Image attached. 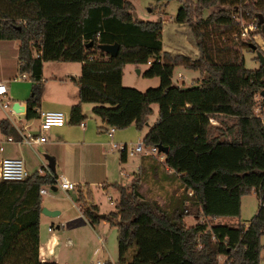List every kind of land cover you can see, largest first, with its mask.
<instances>
[{"label":"trees","instance_id":"1","mask_svg":"<svg viewBox=\"0 0 264 264\" xmlns=\"http://www.w3.org/2000/svg\"><path fill=\"white\" fill-rule=\"evenodd\" d=\"M179 2L173 19L188 26L194 57L162 50L161 20L133 17L130 0H0V39L18 40L17 74L30 80L24 117L38 114L45 60L80 62L69 123L81 122V104L89 102L92 114L104 123L98 129L132 124L141 130L155 103V120L141 142L166 151L162 160H157L159 152L141 154L138 168L146 163L152 176L166 175L173 186L169 199L159 204L143 197L138 190L141 173H135L127 185L111 183L117 197L104 219L118 230L130 226L128 235L122 233L129 241L142 239L141 263L218 264L217 256L223 255L221 264H264V123L253 115L254 95L264 89V62L255 55L257 65L245 67L241 53L259 50L264 56V48L253 37L231 36L238 28L232 15L239 10L254 19V34L264 47V0ZM213 4L219 7L202 16V9ZM111 42L118 44L114 56L98 47ZM126 63L145 65L140 74L158 77V84L141 90L123 85ZM176 67L197 70L199 77L176 84L171 78ZM260 99L264 107V95ZM218 115L232 119L211 123L209 118ZM0 131L15 134L6 118H0ZM119 154L123 160L124 151ZM54 184V174L41 167L22 180H0V264H57L37 257L38 190ZM249 192L259 203L246 224L212 221L238 218L239 198ZM75 200L86 220L96 223L87 186L77 188ZM189 215L200 219L186 224Z\"/></svg>","mask_w":264,"mask_h":264},{"label":"crops","instance_id":"2","mask_svg":"<svg viewBox=\"0 0 264 264\" xmlns=\"http://www.w3.org/2000/svg\"><path fill=\"white\" fill-rule=\"evenodd\" d=\"M182 42L187 46L175 44L171 47L172 49H165L161 43V49L171 54L182 53L190 57L196 56L197 50L194 43L185 40ZM17 46V39H0V82L4 83L6 87L5 92L0 94V102L8 104L5 107L0 105V118H6L15 130V134H9L14 140L21 137L20 133H37L39 126L38 114L31 118L24 117V100L30 92V80L26 76L18 77ZM6 53L13 57V60L7 61L4 57ZM131 65L136 68L138 73L145 66ZM79 67L80 62L78 61H42V84L36 110H60L66 121L61 125L50 126L43 142L27 145L23 142L16 143L13 140L3 141L0 156L20 157L28 173L41 167L51 171L56 179L63 178L73 183L72 188L63 190L58 186L56 180L55 184L49 187L55 191L59 189L65 195H50L46 201L42 195L47 194V191L44 190L43 193H40L41 206L48 210H57L54 215H47L41 211L39 213L37 257L40 261H54L57 264H90L94 260V264H96V260L102 259L117 261L119 264H146L140 262L144 246L142 239L134 238L133 241H129L122 237V233L123 236L130 233V226H121V229L118 230L116 225H112L116 230V255L113 258L106 248V237L99 233V228L108 223L103 216L113 208L117 193L114 197L106 196L111 204L110 207H103L100 203L95 202L94 198H91V202L96 206L95 214L98 216V220L94 224H90L86 220L81 210V203L75 200V196L77 188L87 186L90 190L89 185L91 184H96L103 191L110 188L115 189L111 183H118V181L116 178L110 180V176L114 173L117 175L123 173L122 164L127 156L138 154L140 159L142 153L136 151L132 155L125 154L124 159L121 160L119 152L111 146V142H126L130 146L133 145L141 139L142 134L155 118L150 120L147 117L146 125L141 130L135 129L132 124L120 129L113 128L110 131L100 130L97 126L104 125V123L92 114L91 104L83 102L81 104V112L84 115L81 120L83 124L69 123L67 118L70 105L77 100L75 78L79 74ZM176 68L175 81L172 80L176 84L186 85L199 77L197 70ZM14 101L18 102L16 110L11 108ZM20 105H23V109H20ZM0 135L5 134L0 131ZM162 157V154H158L157 160H161ZM144 165L146 168H138L139 163H137L135 167L137 172L136 170L132 171V176L135 173H141L138 177L143 175L138 182L139 192L143 197L156 200V202L168 200L173 187L169 183V178L159 172L156 179L151 174L153 169L149 168L146 163ZM124 182L119 184L127 185L128 179ZM69 190L73 191V194L69 195ZM90 194L92 197L91 190ZM196 219H200V217H196ZM219 219L220 216L213 218L212 221L218 222ZM98 252L102 254L97 256ZM218 256H220L219 260L222 256V261L224 256ZM219 260L218 264H221Z\"/></svg>","mask_w":264,"mask_h":264},{"label":"rangeland","instance_id":"3","mask_svg":"<svg viewBox=\"0 0 264 264\" xmlns=\"http://www.w3.org/2000/svg\"><path fill=\"white\" fill-rule=\"evenodd\" d=\"M134 8L131 11V14L133 17L137 19H160L161 20V29H160V40L162 45L164 46L165 49H172L171 47L175 44H181L184 46H187L186 43H183L182 40L188 42L192 41V35L188 29V26L184 23H178L175 22L173 19V16L177 10V8L180 5L179 0H130ZM219 7L218 4H213L210 5L201 11V15L204 16L207 13H209L212 10L217 9ZM250 18V17H249ZM249 37H253L254 40L261 45V48L263 49V45L261 42V39L258 34L250 35ZM242 59H243V64L245 67L248 68H253L257 65L258 61L255 56V51L253 50H242ZM4 57L9 60H13V57L9 56L8 53L4 55ZM173 70L172 72V80L175 81V76H176V71ZM121 83L126 86L134 87L136 89H144L146 87L150 86H156L158 84V77L156 76H151V77H146L142 76L140 73L136 71V68L132 67L130 63H126L123 68H122V77H121ZM262 95L259 92H256L254 95L255 99V106L253 109V115L259 117V119L264 123V107H261L259 104L260 97ZM87 104H90L87 102ZM153 112L148 116V119L152 120L156 116V109L157 105L153 103L152 105ZM222 118L225 121H230L232 118L229 116H224V115H218L215 118H212V121H210L213 124H218V119ZM129 144V143H128ZM130 145V144H129ZM118 152V151H117ZM139 157L138 154H135L133 156H127L126 160H123L124 163L122 164V169L123 173L126 174H120L117 175L116 173L112 174L110 176V180H116L118 183H125L124 181L128 179V182L130 181V177L132 176V171L137 169L135 168L137 163H139ZM162 160V159H161ZM122 161V162H123ZM143 177L141 175L139 178ZM158 177V174L156 178ZM108 179V178H107ZM108 179V180H109ZM144 179V178H142ZM145 180V179H144ZM126 185V184H122ZM89 188L92 192V197L94 198L95 202L100 203L103 207H110L111 204L109 200L106 198V196H112L114 197L115 194L117 193L116 189H107L106 191H103L99 186L96 184H91L89 185ZM44 189L47 191V194H43L42 197L44 201L46 199H49L50 195H65L62 193L59 189L57 191L51 189L48 185H44ZM69 195L73 194V191H68ZM63 197V196H62ZM113 201V199H112ZM158 201V200H157ZM158 203H163L158 201ZM258 199L255 195L254 192H249L246 194H243L239 198V215L238 218L236 217H227V216H220V219L216 223H225L229 225L235 224L237 221H240L244 224L247 223L249 218L253 215L255 212L257 206H258ZM196 220V216H186L184 218V221L186 224L193 223ZM99 233L106 237V248L109 250L111 254V258H113L116 255V230L115 227L112 225H109L108 223L103 225L102 227L99 228ZM260 241L264 243V235L260 237ZM99 254H102L98 252L97 256ZM220 256H217V260H219ZM222 258V256H221ZM221 258L219 260V263L221 262ZM101 259V258H100ZM260 261L264 262V246L260 249ZM94 264V260L92 263Z\"/></svg>","mask_w":264,"mask_h":264},{"label":"built area","instance_id":"4","mask_svg":"<svg viewBox=\"0 0 264 264\" xmlns=\"http://www.w3.org/2000/svg\"><path fill=\"white\" fill-rule=\"evenodd\" d=\"M244 14L247 15V11H244ZM235 20L237 21L238 28L237 30L231 35L233 39L238 38H247L250 35H254V30L256 29L255 21L253 18L241 16L239 10H237L232 15ZM34 54H37L34 52ZM25 76L24 73H20L18 77ZM6 90L5 84L0 82V94H3ZM0 105L5 107L8 106L5 102H0ZM38 117H39V126L38 131L35 134H31L29 132L20 133V138L14 140L11 135L5 134L0 135V151L2 150V142L3 141H15L16 143L23 142L27 145H31L35 142H43L46 139V132L52 125H61L63 124L66 119L62 111L60 110H38ZM212 121V118H209ZM82 125V122H79ZM112 128H109V131ZM111 146L114 147L118 152L124 151L126 155H132L134 152L139 151L142 154H155L158 151L157 146L155 145H148L145 146L142 144L141 139L135 142L133 145H129L126 142H111ZM159 154V155H160ZM40 170V168L38 169ZM29 173L24 168L23 161L20 157L16 156H0V180H22L24 179ZM54 180L58 186L65 190L70 189L73 187V183L71 181L65 180L63 178ZM44 187L39 188V193L44 192ZM47 229L49 230L50 227L48 226ZM96 264H119L117 261L112 260H96Z\"/></svg>","mask_w":264,"mask_h":264},{"label":"water","instance_id":"5","mask_svg":"<svg viewBox=\"0 0 264 264\" xmlns=\"http://www.w3.org/2000/svg\"><path fill=\"white\" fill-rule=\"evenodd\" d=\"M257 15H258V22L261 23L262 22V17H261L260 14H257ZM261 29L264 32V26H261ZM98 47L100 49H102L103 51L107 52L109 55L114 56L116 54V51H117V48H118V44H117V42L100 43L98 45ZM252 47H254V46L252 45ZM255 55L257 56V58H258L260 63L264 62V56L261 54V52L259 50H255ZM260 94L264 95V89L260 90ZM17 104H18V102L14 101L12 106H11V108L16 110V105ZM20 109H23V105H20ZM157 149H158V151L163 152V153L166 151V147L162 146V145H157ZM40 211L42 213H44V214H47V215H54V214L57 213V210H48L44 206H41Z\"/></svg>","mask_w":264,"mask_h":264}]
</instances>
